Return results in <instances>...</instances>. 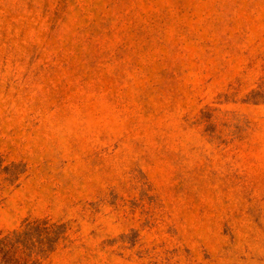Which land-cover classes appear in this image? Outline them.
<instances>
[{
  "label": "rangeland",
  "instance_id": "1",
  "mask_svg": "<svg viewBox=\"0 0 264 264\" xmlns=\"http://www.w3.org/2000/svg\"><path fill=\"white\" fill-rule=\"evenodd\" d=\"M0 264H264V0H0Z\"/></svg>",
  "mask_w": 264,
  "mask_h": 264
}]
</instances>
